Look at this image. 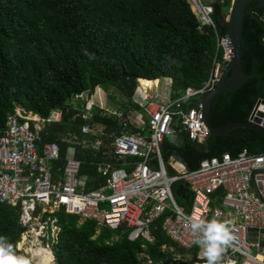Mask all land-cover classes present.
Segmentation results:
<instances>
[{"label": "trees", "instance_id": "trees-1", "mask_svg": "<svg viewBox=\"0 0 264 264\" xmlns=\"http://www.w3.org/2000/svg\"><path fill=\"white\" fill-rule=\"evenodd\" d=\"M203 1L213 8L212 19L222 37L232 0ZM257 4L248 2L241 28V70L251 77L232 93L213 98L208 114L212 128L247 123L257 101L264 99V7ZM197 27L187 0H0V137L7 118L18 108L40 119L59 110L60 121L43 125L37 146L53 142L59 146V160L52 166L61 174L68 147L61 143L63 136L79 135L86 123L103 124L107 131L116 127L98 107L90 110V120L85 119L80 95H91L95 89L96 97L98 89L114 91L127 108L137 98L136 91L147 90L141 83L157 87V80H167L169 99L202 88L214 62L222 60L214 32L210 28L198 32ZM73 99L79 100L77 106L70 104ZM109 99L114 100L113 95ZM195 102L184 101L183 110L195 107ZM244 150L264 154V135L236 128L209 136L202 144L183 135L177 145L165 139L160 147L164 162L175 157L188 171L196 170L202 160L223 154L236 158ZM75 159L81 162L78 176L89 179L86 191L98 189L103 184L96 172L101 155L75 147ZM172 193L187 212L191 194L186 185L175 183ZM220 195L221 190L214 193L213 205ZM55 215L60 231L51 244L52 264H140L139 255L152 264H167L174 253L188 256L183 264L197 261V248L185 251L165 236L162 219L150 226L153 242L147 243L129 242L125 227L113 231L89 220L79 223L77 216ZM22 232L17 208L0 203V236L18 256ZM163 246L174 253L162 252Z\"/></svg>", "mask_w": 264, "mask_h": 264}, {"label": "built area", "instance_id": "built-area-1", "mask_svg": "<svg viewBox=\"0 0 264 264\" xmlns=\"http://www.w3.org/2000/svg\"><path fill=\"white\" fill-rule=\"evenodd\" d=\"M187 1L197 19L198 32L210 28L221 53L222 61L214 62L202 88L187 89L176 99H152L137 91L139 98L127 108L103 109L116 127L107 131L103 124L86 123L79 135L63 136L61 143L69 149L59 177H54L52 166L59 160V146L53 142L38 148L37 142L43 125L59 122L61 112L53 110L46 119H40L18 108L7 118L0 137V203L17 208L22 234L34 230L35 241L47 244L49 251L39 249L49 253V264L54 259L51 244L60 231L58 213L93 221L110 230L125 227L129 242L152 243L150 226L162 219L161 230L173 244L185 251L199 249L197 261L192 264H205V258L202 247L194 243L198 233L191 230V223L215 219L225 223L232 237L222 245L217 264H264L260 252L264 248V154L251 155L245 150L236 158L223 154L202 160L196 170L188 171L175 157L164 162L160 152L165 139L177 145L184 135L202 144L210 136L201 98L214 89L222 63L231 56L227 36H218L213 8L203 0ZM84 96L86 99L84 94L79 99ZM189 99H196V106L183 110L182 103ZM90 110L84 112L85 119L90 120ZM250 116L248 123L264 129V111H255L258 122ZM75 147L101 155L96 172L103 184L98 189L85 190L84 180L78 176L81 162L74 157ZM177 182H183L191 194L187 212L174 200L172 186ZM218 190L223 195L216 206L213 195ZM161 250L172 252V248ZM34 257H42V261L44 255L38 252ZM174 257L167 264L179 259ZM140 259L141 264H152L143 255Z\"/></svg>", "mask_w": 264, "mask_h": 264}, {"label": "water", "instance_id": "water-1", "mask_svg": "<svg viewBox=\"0 0 264 264\" xmlns=\"http://www.w3.org/2000/svg\"><path fill=\"white\" fill-rule=\"evenodd\" d=\"M249 1L250 0H232L228 16L223 21L225 35L230 42L231 56L229 61L222 63L223 69L215 88L205 93L201 98V102L203 104L204 123L209 131L210 136H223L236 128H249L264 135V129L259 128L256 124H250L248 122L245 124L230 123L218 128H212L208 123V114L213 98L219 95L232 93L238 89L244 81L251 77L244 76L241 70V28L245 15V9ZM257 2V6L264 7V0H257ZM257 108L261 111H264V100H258L253 108L250 117L254 122L259 121L254 116ZM258 115L262 114L258 112ZM262 234H264V231H262ZM250 240L255 241L254 239ZM261 246L264 247V242ZM260 252L264 255V248L261 249Z\"/></svg>", "mask_w": 264, "mask_h": 264}, {"label": "clouds", "instance_id": "clouds-1", "mask_svg": "<svg viewBox=\"0 0 264 264\" xmlns=\"http://www.w3.org/2000/svg\"><path fill=\"white\" fill-rule=\"evenodd\" d=\"M190 227L194 233H198L194 243L202 247L205 264H217L223 252L222 245L232 238L225 223L215 219L208 221L197 219ZM0 264H29V261L25 257L16 255L7 238L0 236Z\"/></svg>", "mask_w": 264, "mask_h": 264}, {"label": "rangeland", "instance_id": "rangeland-1", "mask_svg": "<svg viewBox=\"0 0 264 264\" xmlns=\"http://www.w3.org/2000/svg\"><path fill=\"white\" fill-rule=\"evenodd\" d=\"M164 82L165 81L159 80V84L157 85V87H154L153 84L141 83V87L143 89H147L146 91H144V93L147 94L148 97H151L152 99H157V98L153 97V92L154 91L155 92L158 91L157 93H155L156 96L159 93L166 94L167 89L164 88ZM97 94H98L97 96L101 97L102 104H100V101H99L98 97L95 96L94 92H93V94H91V96H93L92 98L89 97V99H87V97H86V99H85V96H84L83 99H82L85 102L84 106H83V111L84 112L86 110H88V108H91V109L93 108L94 109L96 107L103 108V109H105L107 111H112V110L116 109L117 107H121L122 108V106L120 105L121 97L118 94H116L114 91H110L109 93H106L103 90L98 89ZM112 95H113V99L114 100H110L109 99V96H112ZM161 98H162V96H160L159 99H161ZM71 103H72L73 107L77 106L79 104V100L73 99V100L70 101V104ZM139 113L142 115L141 111ZM80 222L81 221H79V223ZM34 234H35L34 230L28 229L24 234L20 235V237H21L20 238V242L17 245V248L20 251V256L25 257L26 259H28L29 264H39V262H40L42 257H38L37 258V257H34V256H37V253H38V250H40L39 249L40 247L43 250H48L49 251V249L46 247L47 244L45 242H43V240H42L41 244H39L38 241H35L36 237L34 236ZM254 251H255V253L258 252V250H256V249H254Z\"/></svg>", "mask_w": 264, "mask_h": 264}, {"label": "crops", "instance_id": "crops-1", "mask_svg": "<svg viewBox=\"0 0 264 264\" xmlns=\"http://www.w3.org/2000/svg\"><path fill=\"white\" fill-rule=\"evenodd\" d=\"M140 80V79H139ZM152 81H154V80H152ZM157 81H159V80H157ZM162 81H165L164 82V88L165 89H167V91H166V94H164V93H159V94H157V96L155 95V93H157V92H153V97L154 98H157V99H159L160 98V96H162V98L161 99H164V98H169V93H170V91H169V84H168V82H167V80H162ZM216 86V85H215ZM215 88V87H214ZM96 90V89H95ZM94 90V93H96V91ZM138 90V89H137ZM138 92L136 91V94H137ZM93 94V93H92ZM229 94V93H228ZM144 95H146L145 93H144ZM86 97H87V99H89V97L90 98H92L93 96H91V95H86ZM139 98V96H138V94H137V98H135V99H138ZM192 100H194V101H196L195 102V106H196V104H197V100L196 99H192ZM100 109H102L103 110V108H100ZM253 111V110H252ZM252 113V112H251ZM251 115V114H250ZM249 115V116H250ZM248 119H249V117H248ZM248 122V121H247ZM65 144V143H64ZM67 145V144H66ZM68 146V145H67ZM68 149H69V147H67V150H66V154H65V157H66V155H67V151H68ZM74 157H75V151H74ZM65 159V158H64ZM184 167H185V165L180 161V160H178ZM63 168V167H62ZM186 168V167H185ZM61 171H62V169H61ZM53 175H54V177H59L60 176V174H56V173H54L53 172ZM79 178H83V180H84V186H85V190H86V184L88 183V181H89V179L87 178V177H83V176H79ZM222 195H223V191H221V195L219 196V197H217V199H215V201L216 202H218V204L217 205H219V200L221 199V197H222ZM216 205V206H217ZM98 227H100V226H98ZM113 231H115V230H113ZM128 235V234H127ZM114 240H116V238H113ZM128 240V239H127ZM176 246V245H175ZM164 247V246H163ZM142 248V247H141ZM170 248H172V247H170ZM198 248H197V253H198ZM168 252V251H167ZM169 253H174V251H173V248H172V252H169ZM140 256L141 255H139V260L142 262V260L140 259ZM174 256H177L176 258H179V259H176V261H174V264L175 263H177V264H183V263H185L187 260H188V256H185V257H182L181 255H179L178 253H174L173 255H172V258L170 259V260H172L173 258H175ZM196 256H197V254H196ZM202 256H203V254H202ZM143 258H144V256H143ZM169 260V261H170ZM141 262H140V264H141ZM168 263V262H167Z\"/></svg>", "mask_w": 264, "mask_h": 264}, {"label": "bare ground", "instance_id": "bare-ground-1", "mask_svg": "<svg viewBox=\"0 0 264 264\" xmlns=\"http://www.w3.org/2000/svg\"><path fill=\"white\" fill-rule=\"evenodd\" d=\"M98 95V94H97ZM98 97H100V96H98ZM100 104H102V102H100ZM42 249V248H41ZM35 250V249H34ZM33 251V250H32ZM38 252H39V254H43L44 255V257H43V260L42 261H40L39 262V264H49V262H50V256H49V253H46V252H44V251H42V250H38ZM51 261H52V259H51Z\"/></svg>", "mask_w": 264, "mask_h": 264}]
</instances>
